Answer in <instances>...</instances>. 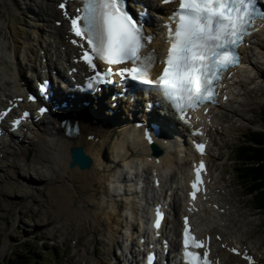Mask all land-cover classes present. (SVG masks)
Returning a JSON list of instances; mask_svg holds the SVG:
<instances>
[{
  "label": "bare ground",
  "instance_id": "6f19581e",
  "mask_svg": "<svg viewBox=\"0 0 264 264\" xmlns=\"http://www.w3.org/2000/svg\"><path fill=\"white\" fill-rule=\"evenodd\" d=\"M58 2L60 0H36L34 2L36 9L31 11L32 19L26 24L29 34L21 36L19 30L14 26L9 36L6 37L4 35L7 40L11 37V42H23V48L21 53V50L16 47V43L12 46L7 44L5 50H9V52L11 50L13 51L12 54L7 55H5L4 50L1 51L0 49V107H5L10 98L19 96L23 92L25 94L27 91L30 94L33 93L31 84L34 80L39 79V74L34 70V63L36 61L42 64L41 69L44 70L50 67L47 61H42L46 56L48 60L52 61L54 58L58 60L57 63L63 65L68 62L66 59L67 56L75 50L66 44L65 37L67 33L64 22L59 27L54 24L56 19L61 18L59 10L55 7ZM154 6L158 7V5L152 4L151 11H153ZM258 33L264 35V23L262 30ZM256 39L254 51H261V60H263L261 64H264V41H259L258 37ZM34 47L36 50L32 51ZM52 49L53 52L51 53L50 50ZM18 52L21 55L20 58ZM247 62V68L248 66H251L252 69L254 67L257 69V74H262L263 70L258 67V61L255 57L247 60ZM249 73L250 71L242 69L239 71L237 79H232L231 82L227 83L224 90L228 93L229 99L220 102L217 108L210 111V119L205 120V127L214 129L215 125H223V122L228 121L230 116L241 117L246 115V110L251 105V100L245 98L246 94L259 91L261 86L257 85L251 88V90H247L242 86L243 84H240L241 80H244V83L247 81L249 83L253 82V79H250ZM62 76L67 78L65 75ZM239 87L242 88L243 94L245 95L243 102L235 99L240 94V91H238ZM60 92L56 93L55 98H53L55 104H58L61 100H66L68 104H71L70 108L59 107L58 109H51L50 116L44 115L42 118L38 117V122L27 123L18 136L7 134V139L0 143V153L2 154L0 158V177L2 178H0V181L3 179L7 185L12 183L17 185L22 192H25L23 193L27 199L45 195L49 204L57 211L56 214L58 217L65 215L68 220H71L74 213L80 215L82 210H86L90 205H96L93 204L95 197L98 195L96 187L102 184L103 177H106L108 174L111 177L107 180L109 183L115 177H121V182L127 181V184H125L126 188L123 187V193L134 190L131 181L135 179L140 180L142 183L140 184L141 193H150L149 184L147 185V182H145L149 178L132 177L128 171V168H130L128 165L132 163L134 157H141L142 162L147 157L146 160L152 161L150 163L152 168L163 173L162 180L165 185L162 186L160 192L167 193L169 191L167 197L169 203L172 205V214H174V218L170 222L173 226V233L174 226L178 222V218H180L183 209V193L181 187L184 186L183 181L188 178L185 171H181L180 169L181 167H185L187 160L193 158V154H189L186 160L181 157L177 158L173 140H167L163 136H159L164 141L161 142L160 148L170 152L158 156V162L155 163L157 157H150V155L155 151H160V149L157 147L147 148L148 145L140 137L141 132L144 130L143 127H131L132 120L130 117L133 113L127 115V111L123 109L124 107H116V109L110 105V100L104 102L101 98H97V101H91L87 108L82 105V100H80L81 96H75L76 98L69 99L67 95L71 91H67V88L62 84L60 86ZM71 93L76 94L75 92ZM243 94L241 95L244 96ZM118 102L120 103V100ZM234 102L237 104V109H233V106L230 104H234ZM58 115L68 122L69 125L74 124L78 127V133L72 136L65 135L64 129L58 123ZM4 119L3 128L6 126L9 128L12 120L10 121L8 118ZM134 119H136L135 123H138L139 118L137 114H135ZM163 133L165 134V132ZM75 146H80L82 152L87 156L90 161L89 168L81 170L77 166L69 167V151ZM167 146H173V149H169ZM134 150L140 152V154H136ZM129 154H132V157L130 163H124L127 165L124 168L125 170H122L121 164L114 169L115 162L117 161L119 163L120 161L124 162L126 159H130L128 158ZM175 170L178 171L175 173ZM123 174L126 175L124 176ZM168 177H180L182 180L170 182L171 178ZM14 179L15 182H13ZM217 184L218 177L213 176L211 180V190L213 191L210 190L211 193L217 192L215 190ZM135 187H138V185ZM14 194L13 192L11 195L16 196ZM213 194L216 195L215 193ZM152 196L151 203L156 200L155 192L152 193ZM76 201L78 202L77 206L74 205ZM200 203L197 202L191 207L195 209V217H197L196 215L200 210L204 213L201 216L202 221L206 222L201 223L202 228L205 227L203 233L208 231L212 233L210 229L212 227V230H214L212 233L213 236L220 235V239L215 241L217 257L221 258L224 264L243 262L239 258V255H232L227 251V248L233 246L235 242V244L239 245L241 253L247 247H244L243 241L235 238V231L230 226H227L228 223L225 222L223 217L219 218L218 221L220 223L217 221V224L214 225L209 223L210 220H203L215 217L216 214L222 216L223 213L219 202L211 200L208 203ZM149 204H143L142 208H139L138 211L134 207L135 213L139 217L135 223L133 222L131 224L134 231L136 226H138L137 222L141 225L145 224L146 210L149 208L146 205ZM119 205L121 204L119 203ZM116 206L118 205L114 204V207ZM194 216L191 215L190 217ZM228 216L231 219L230 214ZM215 220L212 219V223H215ZM53 222H58V220H53ZM165 224L167 225V223ZM191 224L194 226V223L191 222ZM161 229L164 228L161 227ZM113 236V242L117 241L115 234ZM132 239L133 237L130 236L129 240L132 242L128 246L129 251L132 257L138 258L139 256H136L134 249L137 246V242ZM151 240H154V238ZM221 244L225 245V247H220ZM248 253L253 255L255 264H264L259 255V251L255 255L252 252ZM114 261L117 260L114 259ZM78 264H85V262L81 261ZM135 264H138L137 261ZM242 264H245V262Z\"/></svg>",
  "mask_w": 264,
  "mask_h": 264
},
{
  "label": "snow or ice",
  "instance_id": "6c2138e0",
  "mask_svg": "<svg viewBox=\"0 0 264 264\" xmlns=\"http://www.w3.org/2000/svg\"><path fill=\"white\" fill-rule=\"evenodd\" d=\"M169 2L160 0L162 4ZM78 4L74 14L66 10L64 2H58L55 7L65 23L68 34L65 39L78 48L77 60L88 72L95 73L88 78L89 87L96 81L111 79L113 75L121 82H135L144 86L145 92H158L185 124L189 123V111L206 103H216L217 84L227 69L239 63L235 49L250 34L254 22L258 18L264 19V10L257 7V0H178L176 9L166 18L168 23L162 25L167 30L168 47L162 70L152 79L149 73L154 66V53L140 54L145 47L143 42L153 39L144 34L141 23L147 16L146 10L133 16L126 10V0H78ZM61 22L55 21L57 25ZM97 61L104 66L102 71ZM204 110L207 112V108ZM18 123V120L13 121L14 125ZM148 138L145 134V139ZM194 147L196 152L203 154V144L196 143ZM204 170L203 161L193 166L194 180L188 193L190 201L201 190ZM183 219L184 264H212L206 240L191 235L188 217ZM160 220L161 213L156 210L153 227L158 228ZM190 249H202L203 254ZM228 251L240 254L236 248H228ZM153 259V254L149 253L148 264H152ZM243 259L247 264H255L247 254Z\"/></svg>",
  "mask_w": 264,
  "mask_h": 264
},
{
  "label": "rangeland",
  "instance_id": "374dc122",
  "mask_svg": "<svg viewBox=\"0 0 264 264\" xmlns=\"http://www.w3.org/2000/svg\"><path fill=\"white\" fill-rule=\"evenodd\" d=\"M35 1L0 0V49L4 50V53H13L12 50L6 51L5 47L7 44L12 46L16 42H11V37L5 39V36H9L14 26L21 36L29 34L26 24L32 19L31 11L36 9ZM19 43L15 45L22 53L23 42ZM34 50L35 47L32 51ZM50 52L52 53L53 49ZM18 55L20 58L19 52ZM260 58V54L255 57L258 67H263L262 61L259 62ZM248 69L253 82L248 81L242 86L251 90L254 86L261 85L260 90L250 92L245 97L242 88L239 87L240 95L238 94L235 99L243 102V99L249 98L251 105L248 106L245 116H230L228 121L222 123L223 125H216L210 130L220 131V134L214 138L209 160L212 174L218 177L217 192L213 198L219 202L223 219L235 231V238L243 241L252 253L260 252L259 255L264 263V212L254 209L250 195H245L244 190L233 178L232 170L234 167L232 151L235 147L251 144L244 141V135L261 131L259 119L264 111V71L262 74H257V69L254 67ZM230 104L233 109L238 108L235 102ZM2 141L5 140H0V143ZM146 176L149 177V174ZM110 178L109 174L106 175L102 184L96 187L98 195L94 199L95 202H92L96 205H90L86 210H82L80 215L74 213L71 220L65 215L58 217L57 211L49 204L45 195L27 199L20 187L13 183L7 185L2 179L0 181L2 185H0V264H5L15 251L19 252V244L23 241H28L24 246L35 257L37 264H78L81 261L85 264H117V261L113 262V260H117L119 248L127 252L128 245L132 242L129 240L130 236L135 241L136 234L131 224L139 217L134 207L137 209L138 204L140 205L138 208H142L143 201L138 196L123 193V187L126 188L123 181H118L115 177L109 183L107 180ZM13 192L16 196L11 195ZM114 204L118 206L114 207ZM74 205L77 206L78 202L76 201ZM114 234L117 240L115 242H113Z\"/></svg>",
  "mask_w": 264,
  "mask_h": 264
},
{
  "label": "trees",
  "instance_id": "16d2710c",
  "mask_svg": "<svg viewBox=\"0 0 264 264\" xmlns=\"http://www.w3.org/2000/svg\"><path fill=\"white\" fill-rule=\"evenodd\" d=\"M259 120L264 128V111ZM243 139L251 144L234 149L233 177L244 193L250 195L253 207L264 212V130L246 134ZM26 242L19 244V252L15 251L5 264H37L35 257L24 246Z\"/></svg>",
  "mask_w": 264,
  "mask_h": 264
},
{
  "label": "water",
  "instance_id": "95a60500",
  "mask_svg": "<svg viewBox=\"0 0 264 264\" xmlns=\"http://www.w3.org/2000/svg\"><path fill=\"white\" fill-rule=\"evenodd\" d=\"M69 167L72 168L77 166L78 169H87L89 168L90 161L87 156L82 152L81 147L75 146L72 147L69 151Z\"/></svg>",
  "mask_w": 264,
  "mask_h": 264
}]
</instances>
